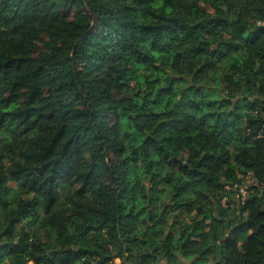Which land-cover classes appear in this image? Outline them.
I'll list each match as a JSON object with an SVG mask.
<instances>
[{"label":"trees","instance_id":"obj_1","mask_svg":"<svg viewBox=\"0 0 264 264\" xmlns=\"http://www.w3.org/2000/svg\"><path fill=\"white\" fill-rule=\"evenodd\" d=\"M262 130L264 0H0V264H264Z\"/></svg>","mask_w":264,"mask_h":264},{"label":"built area","instance_id":"obj_2","mask_svg":"<svg viewBox=\"0 0 264 264\" xmlns=\"http://www.w3.org/2000/svg\"><path fill=\"white\" fill-rule=\"evenodd\" d=\"M258 137L264 139V130L259 133ZM260 193H264V181H260L249 172L239 173L236 181L224 184L221 206L231 211H237L246 205L252 196Z\"/></svg>","mask_w":264,"mask_h":264},{"label":"rangeland","instance_id":"obj_3","mask_svg":"<svg viewBox=\"0 0 264 264\" xmlns=\"http://www.w3.org/2000/svg\"><path fill=\"white\" fill-rule=\"evenodd\" d=\"M10 186H11V187H14V188H17V184H16L15 182H11V183H10ZM33 231H34V228H28V229H27V232H28V233H31V232H33Z\"/></svg>","mask_w":264,"mask_h":264}]
</instances>
